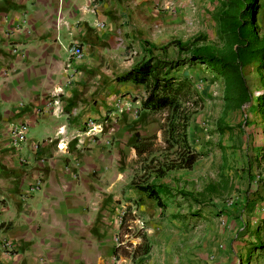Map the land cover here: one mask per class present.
Listing matches in <instances>:
<instances>
[{"label":"crops","instance_id":"0c3cea01","mask_svg":"<svg viewBox=\"0 0 264 264\" xmlns=\"http://www.w3.org/2000/svg\"><path fill=\"white\" fill-rule=\"evenodd\" d=\"M174 7L180 0H0V264H194L180 254L179 185L168 173L144 181L169 189L159 205L132 187L149 174L138 140L161 127L140 110L142 87L117 81L147 57L142 42L169 43ZM149 29L164 38L144 37ZM13 126L25 128L17 146Z\"/></svg>","mask_w":264,"mask_h":264},{"label":"rangeland","instance_id":"374dc122","mask_svg":"<svg viewBox=\"0 0 264 264\" xmlns=\"http://www.w3.org/2000/svg\"><path fill=\"white\" fill-rule=\"evenodd\" d=\"M220 1L180 0V8H170L167 23L169 42L174 39L184 41L201 34L205 36V43H218L212 15ZM258 5L255 20L259 32L264 33V0H259ZM151 20L155 21L154 17ZM161 20L165 18L162 16ZM143 35L155 42L151 35L158 38L162 35L164 38V33L153 29ZM136 55L139 53L136 52ZM177 73L191 78L203 98L201 108L191 117L186 129L188 145L199 154L196 162L190 169L175 167L164 172L169 177L163 180L173 184V189H178L179 185L180 192L193 195L192 200L180 196V254L189 255L194 264H199L198 259L204 255L210 258L211 264H264V251L250 247L251 244L264 245V225L260 224V217L264 215V202L261 201L264 199V161L257 158L258 152L252 147L254 140L259 145L264 144L263 134L260 133L264 123L256 114L254 104L256 96L262 93L259 77H263L264 81V70L243 69L254 102L242 106L239 111L227 113L224 122L235 130L222 136L215 131V121L222 110L220 79L202 66L182 67ZM137 111L133 117L139 116ZM166 115V110L147 115V120L150 118L161 128L159 135L145 133L138 140L136 156L138 162H147L145 167L148 172L144 173L149 174L147 178L140 174L137 182L155 177L160 164H176L177 148H167L164 142L162 129ZM237 124L241 126L237 127ZM152 161H155L153 166ZM171 176L178 177V182H174ZM209 185L215 187L214 193L205 190ZM243 200L247 204L242 207ZM135 217L141 216L137 212ZM140 221L144 229V222Z\"/></svg>","mask_w":264,"mask_h":264},{"label":"trees","instance_id":"16d2710c","mask_svg":"<svg viewBox=\"0 0 264 264\" xmlns=\"http://www.w3.org/2000/svg\"><path fill=\"white\" fill-rule=\"evenodd\" d=\"M258 1H220L217 11L212 15L218 40L216 44L205 43V36L201 34L184 41L174 39L159 48L146 41L142 42L146 47L147 57L117 77L118 82H130L142 87L140 110L154 114L167 111L164 142L167 148L176 147L178 153L175 166L174 162L160 164L156 177H162L165 171L175 167L190 169L199 156L188 145L186 129L191 117L201 108L203 98L191 78L177 73L180 68L202 66L220 79L222 110L215 121V131L219 136L225 133L230 135L235 130L224 122L227 113L239 111L242 106L254 102L243 69L255 68L258 72L264 70V33L259 32L255 20L259 10ZM156 51L158 52L155 53ZM259 79L262 80V93L256 96L254 104L256 114L264 123V81L263 77ZM236 126L240 127L241 124ZM260 133L264 137V129ZM252 147L258 152L257 158L264 161V144L259 145L254 140ZM222 185L226 186L225 183ZM132 187L158 205L161 196L170 192L165 185L154 182H137ZM205 190L210 193L216 191L211 185ZM178 194L189 200L193 199V195L189 193ZM261 201L264 202V199ZM245 204L247 202L243 200L241 206ZM260 223L264 225V219ZM250 247L264 251V245L261 244H251Z\"/></svg>","mask_w":264,"mask_h":264},{"label":"built area","instance_id":"2783aa9c","mask_svg":"<svg viewBox=\"0 0 264 264\" xmlns=\"http://www.w3.org/2000/svg\"><path fill=\"white\" fill-rule=\"evenodd\" d=\"M67 52H68L69 57L71 59H73V60H79V59L82 58V52H81L80 48L77 45L70 46L68 48ZM54 103H56V102H54ZM118 108H119V106H118ZM125 110L127 111L128 108H126ZM134 114H135V112H134ZM87 125L90 126L91 122L88 121ZM93 131H94V128L88 127V129L85 132L88 133V135H91V133L93 134ZM24 132H25V128L23 126H20V127H14L13 126L10 129V136H11V139H12L11 143L13 145L17 146V144L19 142L23 141L24 140ZM124 214H125V212L122 210L120 212V217L119 218L121 219ZM131 214H135V211H132ZM134 220H135L134 223H135V225H137V228L138 229H142L143 228L142 222L138 218H134ZM114 242L117 244V246H119L121 244L118 237H115ZM3 248L7 249L9 251L10 250V244L7 243V242H4Z\"/></svg>","mask_w":264,"mask_h":264}]
</instances>
